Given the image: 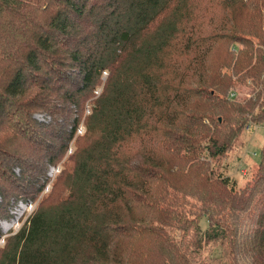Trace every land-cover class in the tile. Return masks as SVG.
<instances>
[{"label":"trees","instance_id":"1","mask_svg":"<svg viewBox=\"0 0 264 264\" xmlns=\"http://www.w3.org/2000/svg\"><path fill=\"white\" fill-rule=\"evenodd\" d=\"M87 99L0 264H264V143L243 188L220 177L264 125V0H0V218Z\"/></svg>","mask_w":264,"mask_h":264},{"label":"rangeland","instance_id":"2","mask_svg":"<svg viewBox=\"0 0 264 264\" xmlns=\"http://www.w3.org/2000/svg\"><path fill=\"white\" fill-rule=\"evenodd\" d=\"M247 86L235 85L229 89V92H235L237 101H241L248 98L252 94V90L249 88L250 86ZM96 91V93H99L100 87ZM89 99H87L85 103V111L81 117L82 119L80 120V125L77 129L74 140L71 141L68 146L66 154L56 166L47 167L44 180L47 178L48 184L45 186L38 198L33 202L21 200L17 201L12 197L9 198L8 206L6 208L7 213H5L6 215L3 218H0V247L4 246L5 240L8 237L14 235L22 227V225L38 207L42 199L51 192L53 184L57 181H61L58 177L65 168L70 166V163H67V158L71 156L75 150H77L78 146H83L85 144V139H83L85 129L82 126V120L89 113ZM69 109H72V107ZM70 115L72 121V118L76 117L74 109H72ZM33 117L45 124L49 123L51 120L50 116L44 113H36ZM263 143L264 125L249 124L244 129L243 134H241L237 143H234L232 149L234 152L230 153L229 156L222 160V163L220 164V177L228 178L229 181L234 184L236 189L243 188L250 180L249 176L251 173L248 172L251 169H249V166H253L252 163L257 162L258 154ZM253 167L252 169H254ZM14 171L15 174H18L17 169H14ZM60 185L62 186V183ZM205 224L206 223L203 222V228H205Z\"/></svg>","mask_w":264,"mask_h":264},{"label":"built area","instance_id":"3","mask_svg":"<svg viewBox=\"0 0 264 264\" xmlns=\"http://www.w3.org/2000/svg\"><path fill=\"white\" fill-rule=\"evenodd\" d=\"M234 97H236V95H234L232 93L229 95V98H234Z\"/></svg>","mask_w":264,"mask_h":264}]
</instances>
